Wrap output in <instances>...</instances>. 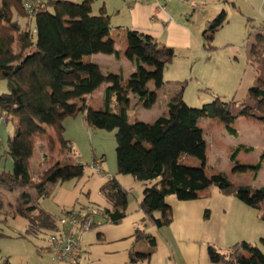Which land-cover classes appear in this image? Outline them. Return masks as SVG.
<instances>
[{
    "label": "trees",
    "instance_id": "obj_1",
    "mask_svg": "<svg viewBox=\"0 0 264 264\" xmlns=\"http://www.w3.org/2000/svg\"><path fill=\"white\" fill-rule=\"evenodd\" d=\"M94 2L0 0V80L7 87V93L0 95V119L11 120L15 126L4 154L12 161L11 169H0V225L14 217L23 219L26 224L23 236L35 241L38 252L50 253L49 237L61 230L57 220L62 215L76 212L84 221L91 209H97L104 216L105 224L114 225L128 216V189L120 185L115 175L107 177L100 187L99 192L106 202L104 207L89 205L76 211L64 209L58 216L42 207V200L51 197L53 187L67 180H80L87 166L68 164L37 175L31 167V155L38 141L45 143L48 153L52 154L58 144L61 152L75 155L74 147L63 139L62 123L66 118L77 116H81L89 131L114 132L117 174L131 176L143 187L142 198L137 203L143 223L157 229L168 227L171 210L164 203L166 198L186 201L194 192L209 188L264 213V187L236 186L223 173L205 174L206 141L199 127L202 120L209 119L235 137L237 132L232 124L239 118L264 125V96L259 94L264 91V83L249 88V101L240 103L205 89L212 100L200 108L188 107L181 92L168 104L167 113L152 123L138 120L129 123L128 95L135 96L145 108H150L155 96L147 88V82L154 81L156 87L164 85L163 71L174 55L171 49L160 46L150 36L127 30L125 41L135 72L127 79L109 73L106 81L110 86L103 91L102 109L95 111L83 99L104 78L97 65L85 62L83 58L95 54L115 58L119 55L110 42L99 41L109 33L110 22L103 9L98 14L92 12ZM26 3H29V9L25 8ZM226 23L225 10L209 23L203 43L207 53L215 50L214 36ZM249 35L253 38L250 62L260 63L264 53V24ZM185 84L186 81L181 83L182 86ZM77 99L79 104L74 102ZM236 105L239 110L232 114ZM48 130L53 131V136ZM241 151L249 153L252 148L242 145L233 148L230 161L234 162ZM182 156L197 159L199 166L185 165ZM263 159L264 150L256 164L249 167L236 165L234 172L253 171L255 178ZM15 191L20 193L8 209L2 192ZM96 226L93 223L89 231ZM2 234L0 237L4 236ZM133 239V247L143 241H148L151 247L154 245L144 229H136ZM247 246V243H238L226 253L208 246L207 255L213 264H264V255L254 246L249 247L250 260L242 256L241 250ZM128 257L130 264H147L150 260L149 254L135 252L133 248Z\"/></svg>",
    "mask_w": 264,
    "mask_h": 264
},
{
    "label": "crops",
    "instance_id": "obj_2",
    "mask_svg": "<svg viewBox=\"0 0 264 264\" xmlns=\"http://www.w3.org/2000/svg\"><path fill=\"white\" fill-rule=\"evenodd\" d=\"M238 3L243 6L247 2L245 0H95L92 4V12L98 14L103 9L110 22L109 33L99 38V41L101 43L110 42L118 52L119 57L95 54L83 58L85 62L97 65L104 78L83 101L95 111H101L103 91L110 86L106 81V76L111 73L127 79L134 74L135 67L129 58L125 41L127 30L138 31L150 36L160 46L171 49L174 55L163 71V80L166 83L156 87L154 81L147 82V88L155 96V101L150 108H145L143 103L139 102L135 96L128 95L126 110L129 123L132 122L129 116L130 111H133V115L139 119L138 121L144 123H152L158 117L165 115L168 104L179 93L182 92V99L184 98L187 81H192V79L202 81V85H204L202 89H209L225 99L234 98L236 101L237 95L244 89L247 93L244 94L248 97L249 88L257 86V84L254 83L255 79L252 75L249 80L252 86L243 87L247 70L249 67L253 68L254 64H259L250 62L249 51L253 38L249 33L263 26L264 4L261 3L258 10L260 17L258 16L259 20H256L253 14L242 11ZM157 6H164L166 9L159 11ZM222 10L227 13V23L214 36L213 46L215 50L212 53H207L203 49L205 31L209 23ZM262 62H264V53ZM175 63L179 66H175ZM142 66L147 70H153V68L146 65ZM201 78H205V82ZM185 81L186 84L182 86L181 83ZM79 103L80 100L77 99L75 104ZM203 121H201L199 127L204 132ZM63 123V133L67 130L72 131L80 137L82 142H89L92 156L90 166H93L94 162V164L98 163L100 172L97 174L101 178L105 175L102 178L99 190L107 177L114 175L120 185L127 189L119 179L120 176L124 175L117 174L114 132L104 133L96 130L93 131L94 135H88L81 116L66 118ZM215 124L217 123L211 120L208 127L213 128ZM263 126L250 123L243 118L235 120L232 127L237 132L236 136L233 137L227 134L233 138L230 150L242 145L252 148L251 152L245 153L250 155L255 152L254 143H259L260 148H262L261 151H263ZM66 141H69L71 145L74 142L73 139ZM107 153L110 155L107 156ZM241 153L244 152L241 151L237 154L234 162H232L233 164L237 162L244 165L239 163ZM68 156L76 159L74 154L72 156L68 154ZM108 157L111 161L110 166ZM3 158L5 157H0V169L10 171L12 164L9 162L8 165V159L6 158L3 162ZM181 160L187 166H199L197 159H194V161L196 160L198 164L195 162L189 164L185 160V156ZM68 163L70 165L75 164V160L68 161ZM256 163H249V165ZM40 164L42 163L37 165ZM262 164L264 165V159ZM257 176L258 172L254 180ZM82 179L76 182L78 183ZM134 182L136 181L134 180ZM138 184L142 187L140 183ZM99 190L93 202L97 204V207H104L106 202ZM130 190L128 189V193H130ZM69 195L71 194L68 193L67 198L61 200L58 213H53L42 207L52 215L58 216L64 209L73 208L76 200L70 198ZM51 197H54L53 190ZM225 197L233 198L229 199L226 204L238 212V217L230 220L231 224H229V230L227 231H207V224L212 217L213 207L217 205L214 204L217 197L210 189L194 192L192 198L186 201L166 198L164 203L171 210V223L168 227L160 229L143 223V215L137 211V204L136 208L131 211L128 201L129 214L119 224H105L104 216H102L98 218L99 223L95 228L80 235L79 240L83 253L80 264H130L128 256L132 248L135 252L150 255L147 264H213L207 255L208 246H213L220 253H226L230 247L242 242L249 245L241 250L242 256L246 259H251L250 246L258 248L264 255V219H262L264 213L256 211L242 202L240 203L232 196ZM139 200L141 199L139 198ZM138 202L136 199V203ZM88 204L92 206V203L88 202ZM89 205L86 204L82 207ZM8 207L11 208V206ZM206 213L208 214L207 219H205ZM11 219L16 220V217ZM22 222L19 225V233H3L4 236L0 237V239L10 242L8 251L7 249L4 250L7 254L3 252L6 257L2 256V250H0V264H61L53 262L50 253L38 252L35 241L23 236L26 224L24 220ZM136 229H144L145 233L153 239L154 245L151 247L148 241H143L133 247V235ZM25 258H29V260L26 261Z\"/></svg>",
    "mask_w": 264,
    "mask_h": 264
},
{
    "label": "rangeland",
    "instance_id": "obj_3",
    "mask_svg": "<svg viewBox=\"0 0 264 264\" xmlns=\"http://www.w3.org/2000/svg\"><path fill=\"white\" fill-rule=\"evenodd\" d=\"M66 1H70L72 3L81 2L80 0H66ZM245 1L247 3L243 6H241L238 3L241 7V10L244 12L246 11V12L253 14V16L256 17V20H259L260 16H259L258 10H259V7L261 6V3L264 4V0H245ZM177 65L178 64L175 63V66ZM252 75H254L253 78L255 79L254 81L255 84L262 85V83H264V62L259 63V64H254L253 68H250V67L248 68L247 76L245 78V82L243 85L244 88H247V86H252L249 82ZM201 79L203 80V82H205L206 80L205 78H201ZM187 83L188 84H187L183 99L188 107L200 108L203 104L208 103L212 100L211 96L207 92H204L205 89H202L204 88V85H202V81L200 80L195 81L194 79H192V81L188 80ZM245 90L246 89L242 90L237 95L236 97L237 103H240L241 100L242 102L249 101L248 100L249 98L245 95L247 94L245 93L246 92ZM210 92L217 95V93L213 91H210ZM4 93H7L6 83L0 80V95ZM201 93L202 95L200 96ZM238 110H239L238 106L237 105L234 106L232 108V114H236ZM129 116H130L131 121H133L134 118H136L133 115V111L129 112ZM136 120H139V119L136 118ZM210 121L211 120L206 119L203 121V125H202L205 128L203 135H204V139L207 142V147L205 150V155H206V167L204 170L205 174L211 175V174L223 173L226 175V177L228 178L230 182H232L233 184L237 186L249 185L252 188H259L260 186H264V165L262 164L263 161L260 165V170L258 171V176L255 180H254L253 171L252 172L246 171L240 174L235 173L234 172L235 166L240 165V164H238L237 162L233 164L229 159V155L231 153L230 145H231V141L233 140V138L227 135L222 125L215 124L213 125V128L208 127ZM64 123H63L62 128H64ZM14 127L15 126H14L13 121L8 120L7 122H4L2 119H0V157L4 156L7 150L9 138L13 137L14 135ZM207 128H211V129H207ZM85 131L88 135H94L93 131H89L86 128H85ZM103 132L106 133L105 131ZM48 134L53 136V132L51 130H48ZM63 139L64 140H69V139L74 140V142H72V145L75 150L76 159L73 157H69L68 153L66 152H61L60 146L58 144L52 154L48 153L45 147V143L42 141H38L35 147V150L33 151V154L30 158L31 166L34 169V173L37 175H40L43 171L51 170L54 167H62V166L68 165L69 164L68 161L75 160V163L77 162V163L87 166L85 170V175L83 179L79 181L78 183L75 180H67L63 184H59L53 187L52 190H53L54 197L46 198L42 200L41 204L47 210L53 213H58L59 206L61 205V200L64 198H67V194L69 193L71 194L69 195V197L73 198V200H76L73 205V209L75 211L79 210V208H81L83 205H86V204L89 205L88 202L92 203V206L95 207L97 204H95L93 200H95V198L98 195L99 186L102 183V178H104L105 175L102 176L101 178L99 174L94 172L93 167L90 166L92 162V156H91V148H90L89 142L87 141L82 142L78 135H75V133L69 130L63 133ZM254 148H255V152L250 155L245 154V153L240 154L239 163L244 164L241 166L249 167V166H252V165H249V163L253 164L258 161V156H259L258 154L262 148H260L259 143H254ZM69 155L72 156L71 154ZM109 155L110 154L107 153V156ZM4 157L8 159L7 161L8 165H9V162L10 164H12L11 159L7 157V155H5ZM186 157H190V156H185V160L188 161L189 164L194 163V162L198 164L196 160L194 161L195 158L190 157L187 159ZM5 158L2 159L3 162ZM38 163H42V164L38 166L37 165ZM108 164L109 166L111 165L110 157H108ZM119 179L124 185V187H126L127 189H131L130 193L128 194V201H129V209L133 211L134 208H136V204H137L136 199L140 201L139 198L140 199L142 198V192H143L142 187L137 182H134L131 176H120ZM209 189L210 191L214 192V194L216 195L217 198L214 204H217V205L216 207L215 206L213 207L214 210H212V217L209 219V222L207 224L208 225L207 231L208 230L209 231H213V230H217V231L226 230L227 231L229 230V224H231L230 220L236 219V217H238V212L236 211V209L230 208L226 204L227 201H229V199H233V198L225 197L224 195L218 194L215 188H209ZM19 193H20L19 191H15L13 193L2 192L5 204L8 206L9 204L13 203L14 198ZM62 194H65V195H62ZM159 215L160 214L158 213L157 216ZM20 221L22 222L23 219L16 217V220L10 219L6 224H1L0 233H5V234H8V233L13 234V232H15V234L19 233L20 232L19 225L21 223ZM42 236L46 237L48 235L43 234ZM9 245H10V242H8L5 239H0V250H2L1 254L3 257H6L5 254H7V252L4 250L7 249L8 251V248H10ZM25 259L26 261L29 260V258H25ZM14 260L16 261V259Z\"/></svg>",
    "mask_w": 264,
    "mask_h": 264
},
{
    "label": "built area",
    "instance_id": "obj_4",
    "mask_svg": "<svg viewBox=\"0 0 264 264\" xmlns=\"http://www.w3.org/2000/svg\"><path fill=\"white\" fill-rule=\"evenodd\" d=\"M25 8L29 9V3L25 4ZM157 8L159 11L166 9L164 6H157ZM93 170L99 173L100 165L96 163ZM101 216L102 213L97 209H91L84 221L76 212L59 217L57 224L61 230L49 237L52 261L61 264H80L83 253L79 246V237L82 233L89 231L93 223L98 224L99 221L96 218Z\"/></svg>",
    "mask_w": 264,
    "mask_h": 264
},
{
    "label": "water",
    "instance_id": "obj_5",
    "mask_svg": "<svg viewBox=\"0 0 264 264\" xmlns=\"http://www.w3.org/2000/svg\"><path fill=\"white\" fill-rule=\"evenodd\" d=\"M259 94H260L261 96H264V91H259Z\"/></svg>",
    "mask_w": 264,
    "mask_h": 264
}]
</instances>
